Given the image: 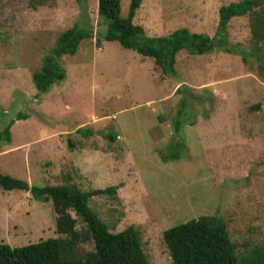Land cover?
I'll use <instances>...</instances> for the list:
<instances>
[{
  "label": "rangeland",
  "instance_id": "rangeland-1",
  "mask_svg": "<svg viewBox=\"0 0 264 264\" xmlns=\"http://www.w3.org/2000/svg\"><path fill=\"white\" fill-rule=\"evenodd\" d=\"M240 1L144 0L134 23L151 37L186 28L219 38L221 7ZM98 2L0 0V131L19 113L28 115L16 120L13 142L0 143V173L31 186L118 187L89 205L113 233L135 226L150 264H173L164 232L202 215L229 223L240 255L261 245L264 67L250 56L251 16L231 19L225 50L181 52L176 74L166 77L153 59L102 39L109 22L99 16ZM130 4L121 0L122 17ZM71 28L94 36L75 56L61 57L65 78L41 95L32 76ZM180 87L191 93L177 135ZM180 140V158L167 161ZM56 219L51 203L0 189V243L19 247L59 237ZM77 249L85 255L94 243Z\"/></svg>",
  "mask_w": 264,
  "mask_h": 264
},
{
  "label": "trees",
  "instance_id": "trees-1",
  "mask_svg": "<svg viewBox=\"0 0 264 264\" xmlns=\"http://www.w3.org/2000/svg\"><path fill=\"white\" fill-rule=\"evenodd\" d=\"M83 1V0H80ZM144 0H131L127 17L121 16V0H99L98 13L109 24L105 41H116L123 48L154 60L163 75L176 74L177 57L181 52L200 56L227 46V28L231 19L250 15L252 18V40L256 50L250 52L264 67V0H242L221 7L217 36L211 39L205 34L192 33L186 28L174 31L168 36L151 37L134 19ZM94 36L91 30L71 28L59 37L53 54L45 59L39 71L33 74V82L39 94L49 91L56 81L65 78L60 59L75 56L81 44ZM102 40H98L100 43ZM232 53V50H226ZM248 54V53H244ZM247 61V58H243ZM183 95L181 108L175 119V134L180 135L190 104V93L178 88ZM259 106L254 107L258 110ZM28 115L19 113L16 119L7 122L0 131V143L13 142L12 129L17 119L26 120ZM115 141L117 135L110 134ZM176 153L166 160L177 161L184 141L175 142ZM165 160V161H166ZM0 189L4 191L29 192L34 200L51 203L57 215L56 231L59 237H52L30 245L11 247L0 243V264H150L142 247L140 231L130 226L121 233H113L107 222L90 207V199L104 194H115L118 187L82 191L72 184L30 185L28 182L0 173ZM72 212L77 216L73 217ZM79 223L82 227H79ZM164 243L173 264H264V242L255 245L243 255L237 251V244L231 239L229 223L218 215H202L185 223L169 228L163 235ZM94 243V249L85 255H78L80 243Z\"/></svg>",
  "mask_w": 264,
  "mask_h": 264
},
{
  "label": "clouds",
  "instance_id": "clouds-1",
  "mask_svg": "<svg viewBox=\"0 0 264 264\" xmlns=\"http://www.w3.org/2000/svg\"><path fill=\"white\" fill-rule=\"evenodd\" d=\"M70 146H71V144H70Z\"/></svg>",
  "mask_w": 264,
  "mask_h": 264
},
{
  "label": "water",
  "instance_id": "water-1",
  "mask_svg": "<svg viewBox=\"0 0 264 264\" xmlns=\"http://www.w3.org/2000/svg\"><path fill=\"white\" fill-rule=\"evenodd\" d=\"M72 146V145H71Z\"/></svg>",
  "mask_w": 264,
  "mask_h": 264
}]
</instances>
